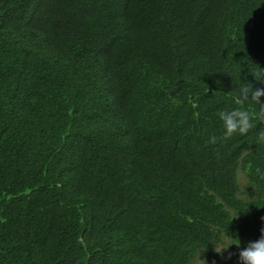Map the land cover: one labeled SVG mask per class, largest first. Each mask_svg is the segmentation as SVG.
I'll list each match as a JSON object with an SVG mask.
<instances>
[{
  "label": "trees",
  "instance_id": "1",
  "mask_svg": "<svg viewBox=\"0 0 264 264\" xmlns=\"http://www.w3.org/2000/svg\"><path fill=\"white\" fill-rule=\"evenodd\" d=\"M260 78L264 0H0V264H238L264 115L217 114Z\"/></svg>",
  "mask_w": 264,
  "mask_h": 264
},
{
  "label": "clouds",
  "instance_id": "2",
  "mask_svg": "<svg viewBox=\"0 0 264 264\" xmlns=\"http://www.w3.org/2000/svg\"><path fill=\"white\" fill-rule=\"evenodd\" d=\"M260 83L261 87L253 88L252 84L247 81L243 83L240 82L239 87L236 91L235 103L239 107H235L230 111H220L218 119L222 122L223 126V136L229 138L233 134H245L252 127V114L249 111L244 110V103H250L258 106L259 111L264 115V102L261 101V97H264V78L256 80ZM212 142H215V138H212ZM258 142L264 143V132H261L258 136ZM237 215L234 216V218ZM264 221V217H261ZM230 245L237 246V260L238 264H264V227L260 229L259 238L255 241L247 242L243 248H240V241L236 238L233 242L229 243L227 246H219V248L214 251L218 256L227 253L228 247ZM201 253V252H200ZM197 259L205 264L203 259ZM231 253L224 255V259L228 260L231 258ZM214 264V262H213Z\"/></svg>",
  "mask_w": 264,
  "mask_h": 264
}]
</instances>
